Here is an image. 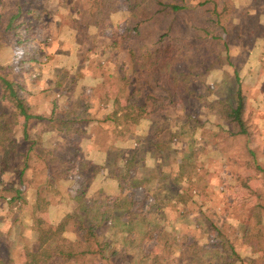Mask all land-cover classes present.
I'll return each instance as SVG.
<instances>
[{
  "label": "rangeland",
  "instance_id": "1",
  "mask_svg": "<svg viewBox=\"0 0 264 264\" xmlns=\"http://www.w3.org/2000/svg\"><path fill=\"white\" fill-rule=\"evenodd\" d=\"M163 2L172 3L171 0ZM187 2L193 7L199 2L207 3L202 8L178 13L167 9L157 16L164 20L162 26L173 28L164 40L176 46L173 47L177 58L175 67L184 82V90L176 106L155 117L160 127L158 135L151 133L144 145L139 142L133 145L135 150L127 156V161L114 152L112 157H108V166H103V169L100 165L88 164L83 178L76 176L78 155L74 147L88 131L77 127L68 133L64 130L65 134L60 137L56 133L45 136L48 144L61 140L68 147L63 158L76 165V174L72 175L73 178L61 179L58 191L63 189L67 192L69 189V195L74 196L93 177L97 185L110 187L109 195L101 192L93 196L94 199L120 198L125 204L124 208L115 209L113 220L105 223L100 232L101 241L112 243L109 253L118 251L116 264H252L264 259V160L260 155L257 159L250 149L264 136V120L261 119L264 112L259 119L255 112L256 108H264V0ZM147 3L153 11V0ZM216 4L217 12L214 13ZM77 7L85 8V0L72 3V8ZM40 11L43 13L45 9L41 7ZM127 15L126 11L114 9L111 18L92 23L93 28L96 29V24L100 25L104 39L124 33L128 25ZM218 15L220 23L217 22ZM67 31L65 37L63 33L61 37L74 40L72 48L56 47L49 29L39 30L27 44L28 55L36 59L37 74L34 76L39 79L35 84L36 91H50L51 94L47 105L54 100L59 105L60 101L74 97L83 83L80 82L82 75L93 77L97 72L106 71L105 62L97 60L98 52L93 53L96 48L92 38H86V33L75 38ZM92 36L98 35L95 32ZM0 40L3 41L0 42V66H4L12 62L13 44L1 32ZM82 43L85 49L80 46L76 50ZM224 45H227V50ZM97 50L101 51V48ZM60 53H66L70 58ZM115 57L119 61H129L128 56L121 52ZM84 59L90 61L86 67H82ZM26 67H30L29 62ZM239 86L246 98L245 120L249 136L240 135L237 126L223 119L220 113L226 105L235 107ZM83 87L89 88L87 85ZM86 93L91 94L89 91ZM25 97L32 104L38 103V98L34 101V93L29 90ZM95 105L98 104L93 99L91 108ZM1 114L5 115L3 121H6L9 131L22 141L24 119L0 88ZM93 115L94 111H89L88 116L92 118ZM103 115L106 113L101 112L99 119L106 117ZM59 116L57 114L56 117ZM134 120L138 121L137 118ZM34 130L38 131V128ZM154 136L164 141L161 159L158 162L145 158L141 170L136 169L129 163L133 161L130 159H139L146 153L154 155ZM107 138L104 132L100 140L107 141ZM213 140L222 142L219 148L225 151V155L221 161H214L217 155L212 150L219 151L214 148ZM82 147L86 149L84 144ZM26 151L27 145L20 143L12 160L13 165L22 167ZM204 156L212 159L204 160ZM127 162L130 169L125 165ZM34 164L37 166V163ZM96 167L101 171H95ZM11 178L10 175L5 181L0 176V183H8ZM33 180L27 176L18 187L26 196L33 189ZM38 181L43 180L38 178ZM116 184L123 190L114 194L112 186ZM51 194V191L45 193L44 199ZM105 210L102 207V211ZM2 213H5L4 206H0V215ZM32 214L30 211L29 218ZM68 214L77 218L93 216L91 213L86 216L76 212L75 207L68 208ZM47 215L46 208L38 210L41 220H45ZM74 222L75 218L70 220L68 233L80 242L83 234L79 233V238L72 227ZM17 230L32 235L26 226L15 229L14 234ZM61 232L60 228L57 234ZM4 242L3 236H0V256H6ZM81 263L103 264L97 256L88 257Z\"/></svg>",
  "mask_w": 264,
  "mask_h": 264
},
{
  "label": "trees",
  "instance_id": "2",
  "mask_svg": "<svg viewBox=\"0 0 264 264\" xmlns=\"http://www.w3.org/2000/svg\"><path fill=\"white\" fill-rule=\"evenodd\" d=\"M70 1V0H67ZM75 4L79 0H73ZM81 1V0H80ZM212 0H208L210 2ZM149 0H85L86 7L80 8L78 12L80 19L73 21L74 26L86 25L88 21L101 22L111 18L114 9L126 11L128 13V25L124 33H116L104 39V50H97L98 56L105 59L115 57L116 53H123L128 56L129 69L127 63L117 66L119 87L128 88L125 92L126 99L131 103L135 112H146L150 116L156 117L159 113L167 112L178 103V97L184 90L182 74L175 67L176 47L173 42L164 40L173 28L162 26L158 15L169 9L171 13H178L191 8H202L207 2H199L196 6L188 4L187 0H171L169 5L163 0H153L154 10L147 7ZM119 4L118 8L117 5ZM31 0H0V32L4 37H8L13 44L12 62L8 65L0 66V88L4 96L24 119L22 125V141L9 131L4 119L5 115H0V176L6 181V177L12 176L8 183H0V206H4L5 213L0 215V236H3L6 246V256H0V264H14L11 258L10 239L15 229L26 226L25 219L29 214V200L27 196L18 188L24 178L30 176L43 180L42 188L37 195L39 200H44L43 195L59 185L61 179H70L76 174L75 162L63 158V154L68 147L60 141L48 144L45 141L47 134L64 135L65 131L61 127L70 122H81L83 125L91 116H88L93 102L92 93L87 95L85 90L80 92L77 99L70 100L69 109L58 118L59 108L56 100L50 102L45 109L50 112H40L34 110L29 98L25 97L28 92L34 93L38 76H34L36 71V59L28 55L27 44L33 39L41 29L43 20L38 16L41 7ZM78 8V7H77ZM217 12V4L214 13ZM42 13V12H41ZM152 18V19H151ZM220 16L217 22L220 23ZM80 24V25H79ZM205 32V31H204ZM3 43L2 40H0ZM106 43V44H105ZM227 50V45H224ZM111 50L113 53H111ZM28 62L30 67H26ZM106 71H101L102 75H107L110 71L108 65ZM112 76V75H111ZM31 86H33L31 88ZM148 88V89H147ZM45 92V91H44ZM42 93V92H41ZM237 102L235 107L226 105L222 110L221 117L227 122L235 124L239 134L249 136L250 131L245 120L246 98L241 86L237 91ZM50 113V114H49ZM37 127L38 131L34 130ZM58 137V138H59ZM20 143L27 145L24 154L22 167L13 165L12 160L18 152ZM47 143V144H46ZM75 151L78 155V170L76 176L83 178L82 169L85 167L83 148L76 145ZM131 160V159H130ZM130 161V164H134ZM34 163H37L35 166ZM84 165V166H83ZM130 169V167H128ZM73 178V177H72ZM89 182L86 186L76 191V212L93 216L82 218L68 214L64 219L66 227L70 220L75 218L72 224L80 242L74 237L57 238L53 225H41L34 223L31 232L38 234L37 240L32 245L30 264H82L81 261L88 257L97 256L103 264H116L118 251L109 253L112 243L102 240L101 229L104 224L113 220L115 209L124 208L120 198L110 199L102 197L98 201L93 197H87ZM4 184V185H3ZM69 190V189H68ZM125 202V201H123ZM102 207L106 210L102 211ZM95 216V217H94ZM115 218V217H114ZM29 232V231H28ZM17 234L23 236L21 231ZM77 236V238H78ZM94 246V247H93ZM262 260V259H261ZM256 260L252 264H264V259Z\"/></svg>",
  "mask_w": 264,
  "mask_h": 264
},
{
  "label": "crops",
  "instance_id": "3",
  "mask_svg": "<svg viewBox=\"0 0 264 264\" xmlns=\"http://www.w3.org/2000/svg\"><path fill=\"white\" fill-rule=\"evenodd\" d=\"M37 4H39V8L43 7L45 11L43 13H38L43 20V25L41 26V29H49L52 30V36L54 39L53 43L60 47H70L74 46L73 42L74 40H68V39H63L61 37L62 33L64 34L65 37V32L69 34H73L78 38L80 34L86 33L87 36L86 38H89L93 44H95L94 47H99L102 50H104L105 46L108 45H103V36H104V31L103 29L100 28V25L96 24L95 28H93L92 23H96L94 21H88L86 25H80V26H74L73 21H77V19H80V14L78 13L80 11L79 8H72V3L75 4L73 1H67V0H37ZM71 2V4H70ZM78 11V12H77ZM103 22V21H102ZM99 23V22H97ZM40 29V31H41ZM97 33V37H93L92 35ZM102 35V36H100ZM73 41V42H72ZM85 49L82 44H78L76 47V50L78 48ZM112 51V50H111ZM96 53V52H93ZM62 56H68L66 53H60ZM97 54V53H96ZM70 55V54H69ZM108 55V54H107ZM107 55L104 58H101L100 56L96 55L97 60L104 61L106 65H108L109 69L112 70L110 71L107 75L103 76L101 72L95 73L93 77H90L89 75H82V80H80L81 85H79V89L77 92L74 94V97H71L70 99L60 101L59 103V108L57 110V114L61 115L65 111L69 109V105L71 104L70 100L77 99L78 96L80 95V92L85 90V92L89 91L92 93V96H94V100L98 105L93 106L89 111H94V115L92 116L89 121L84 123L83 125L81 122H70L67 124L62 125L61 127L68 133L71 129H81L83 131L87 130L88 133L86 132L85 136H81V141L79 142V145L84 144V149L83 147V154H84V160L86 161L85 167L82 169L83 175H86V171L88 169V164L93 163L96 164L97 166L100 165L101 169H103V166H108L109 159L108 157H112V154L114 152H117L122 155V157L126 158L127 161V156L135 150L134 146L136 143H140V145H144L145 141L147 140L148 136L151 135H158L160 130H159V125L156 121L155 117L150 116L149 113L146 112H135L134 106L128 102L125 96L126 90L128 88L123 87L122 89L119 87V81L118 79V69L117 66L120 65L121 63H127L128 69H129V62L130 61H119L116 57L109 58ZM85 61V59H84ZM83 61V62H84ZM89 60H86L83 64L82 67H86L85 65L89 64ZM79 63L81 64V57ZM90 67H88L89 69ZM97 71H100L99 69ZM85 72V70H84ZM112 75V76H111ZM89 86V88H84L83 86ZM37 86H35L34 89V96L35 100L36 97L38 98V103L32 104L31 106L34 108V110H38L40 112H50V109H45L47 106L49 99L51 97L50 91L48 92H37ZM77 96V97H75ZM73 99V100H74ZM53 100V99H52ZM257 107H260L257 105ZM95 108V110H93ZM101 112L106 113L105 118H100L99 119V114ZM256 116L261 118V115L264 112V108L262 107L261 109L255 110ZM125 113H127L125 115ZM123 115V117H122ZM96 116V117H95ZM137 118L138 121H135L134 119ZM264 120V118H261ZM264 125V123H263ZM261 124L260 127L263 126ZM78 127V128H77ZM106 132L108 135L107 141H101L102 139V133ZM155 142L154 144L156 145L155 147V153L152 155L151 153H146L145 156L148 154L147 157H134L131 160H133L134 164L132 165L133 167L135 166L136 169L141 170L142 165L144 164V159L145 158H152L155 161H158L161 159V153H162V145L163 142L160 137L154 136ZM260 140V141H259ZM257 142H254L253 146H250L251 154L255 155L257 159L260 157L264 160V148L260 149L261 145H264V136L262 135ZM58 141V140H57ZM60 141V140H59ZM120 142V144H119ZM221 141L219 140H213L212 144H214V148L218 149L219 152H215L212 150V153L217 155V158L214 159L216 160H223V157L225 155L224 150H220L219 145H221ZM210 144V143H209ZM90 145V147H88ZM134 145V146H133ZM178 147L180 146L179 143L177 144ZM119 147V148H117ZM141 147V146H140ZM177 147V150L179 148ZM195 150V149H193ZM215 155H210V157H215ZM152 156V157H151ZM207 158V156H204V160L207 159H212V158ZM146 160V159H145ZM97 161V162H95ZM159 162V161H158ZM130 163V162H129ZM126 167L128 165L125 164ZM84 166V165H83ZM99 167V166H98ZM95 171H101L100 168ZM105 167V168H106ZM128 168V167H127ZM34 179L32 181V184H34L33 189L29 191V194L27 195V198L30 202L29 204V212L32 211V217L29 218V215L27 216L26 221V227L28 228V231L32 233V235H26L24 234L22 237L19 236L20 234H16L10 239V247L13 248L10 252L11 258L14 260V264H30V256L32 252V245L33 243L37 240L38 234L36 232H31L30 229L33 226V224H41V225H53L55 226V235L57 238H63V237H70L68 233V228L64 224V219L67 216L68 213V208L70 207H77V202H76V195H69L70 190L65 192V190H60L58 191L59 187H50V191L52 194L48 199L44 200H39V196L37 195L38 191L42 188L43 181L40 182L38 181V178H32ZM96 180L92 177L89 183V188H88V193L87 197L90 198L97 195H100L101 192H105L106 194L109 195L110 193V187H103L102 185H97ZM113 182V181H112ZM97 185V186H96ZM106 185V184H105ZM94 187H98L99 189H96ZM57 188V190H56ZM113 191L115 192L114 194H117L119 190H123L121 187H117V184L115 186H112ZM62 192V193H60ZM45 209L48 213L46 216L45 220H41L40 217L38 216V210L39 209ZM31 209V210H30ZM63 227V228H62ZM62 229L61 234H57L59 229Z\"/></svg>",
  "mask_w": 264,
  "mask_h": 264
}]
</instances>
